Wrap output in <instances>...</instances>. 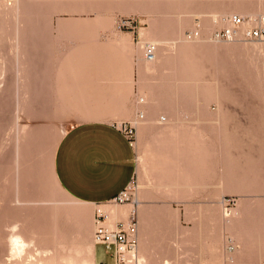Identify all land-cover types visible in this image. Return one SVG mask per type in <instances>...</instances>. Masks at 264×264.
Segmentation results:
<instances>
[{
	"label": "rangeland",
	"instance_id": "obj_1",
	"mask_svg": "<svg viewBox=\"0 0 264 264\" xmlns=\"http://www.w3.org/2000/svg\"><path fill=\"white\" fill-rule=\"evenodd\" d=\"M246 8L245 0H224L207 3L197 18L76 17L69 14L82 9L74 2L0 0V264H60L78 252L111 264L94 242L95 219L98 210L129 205L141 238L150 220L161 242L168 222H185L205 238L208 261L264 264V43L214 39L224 18L249 16ZM121 19L137 34L119 30ZM192 31L199 37L189 40ZM146 43L158 48L151 65L142 56ZM107 49L120 58L110 78ZM64 69L89 72L79 105L59 94ZM87 121L136 130L130 202L87 205L60 186L58 145ZM15 224L34 241L23 254L9 247Z\"/></svg>",
	"mask_w": 264,
	"mask_h": 264
},
{
	"label": "crops",
	"instance_id": "obj_2",
	"mask_svg": "<svg viewBox=\"0 0 264 264\" xmlns=\"http://www.w3.org/2000/svg\"><path fill=\"white\" fill-rule=\"evenodd\" d=\"M46 1L77 3L82 11L69 14L76 17L197 18L206 15L202 12V9L207 3L215 5L218 2L221 4L224 0ZM245 1L249 16H264V0ZM181 3L185 4L186 7H177ZM93 9L102 10L92 11ZM123 38L125 37L120 36V39ZM127 45L130 46L131 44ZM107 50L102 64L105 66L104 70L107 71L106 74H109L110 78L111 71L118 69L120 58L112 56L109 49ZM128 61L131 62L130 59ZM91 63L93 64V62ZM124 65L123 73L127 83L132 80V69L129 63L126 62ZM88 73L85 70L78 73L68 72L66 69L62 70L59 74L58 89L60 90L59 94L63 95L61 98L63 97L65 102H78L77 105H79L80 101L88 95L87 92L81 90L83 87L88 86V83H80V81L89 80L87 79ZM122 95L126 94L122 93ZM72 97L76 100H71ZM115 125L104 121L78 123L66 132L58 145L55 156L56 178L60 186L78 202L92 206L112 202L134 180L136 174L135 147H132L128 138ZM152 225L150 220L149 231L143 234L141 240L139 225V255L144 264H190L191 261L194 264H205L204 261H207V243L204 237L201 238L200 232L196 233L197 229L193 228L192 232L190 227L185 226V222L181 224H175L174 222L169 224L168 222L166 228L167 239L165 242H161L155 237ZM140 243L144 244H142L143 247ZM192 246L193 251L191 252ZM196 250L198 251L196 252Z\"/></svg>",
	"mask_w": 264,
	"mask_h": 264
},
{
	"label": "built area",
	"instance_id": "obj_3",
	"mask_svg": "<svg viewBox=\"0 0 264 264\" xmlns=\"http://www.w3.org/2000/svg\"><path fill=\"white\" fill-rule=\"evenodd\" d=\"M226 26L215 32L214 39L217 41L235 42L245 40L248 42L264 43V16H241L238 14L224 18ZM119 30L129 31L133 35L137 34L138 28L134 22L121 19ZM199 37V31L189 32L187 38L194 40ZM144 59L152 62L157 56V46L146 43L142 46ZM141 113L139 118L144 119ZM128 138L132 147H135V129L128 125H115ZM133 182V181H132ZM131 185L112 202L116 204H126L131 201L129 191ZM107 217L98 211L95 219V231L93 239L97 245L106 248L114 258L115 264H144L139 255V220L136 210L130 214L128 221L118 222L115 228L106 225Z\"/></svg>",
	"mask_w": 264,
	"mask_h": 264
},
{
	"label": "bare ground",
	"instance_id": "obj_4",
	"mask_svg": "<svg viewBox=\"0 0 264 264\" xmlns=\"http://www.w3.org/2000/svg\"><path fill=\"white\" fill-rule=\"evenodd\" d=\"M150 30V29H149ZM146 32V31H145ZM150 33V32H149ZM143 35V37L145 36V33H143L142 34ZM141 35V36H142ZM147 36H148V34H147ZM151 36V35H150ZM158 36V35H157ZM153 37H155V36H153ZM160 37V36H159ZM152 41H153V39H152ZM155 41V40H154ZM159 41V40H158ZM157 42V41H156ZM161 42V41H160ZM162 43V42H161ZM160 45V44H159ZM161 46V45H160ZM162 48V47H161ZM158 49V48H157ZM158 51V50H157ZM162 51V50H161ZM162 53V52H161ZM143 56V55H142ZM144 58V57H143ZM157 60H158V53H157V56H156V59L154 60V61H152V62H148V61H144L146 64H154V63H156L157 62ZM142 102H144L145 103V100H143ZM145 104H147V103H145ZM144 105V104H143ZM120 117V116H119ZM178 122V121H177ZM173 129H174V126L170 123V122H168L167 124H166V132H173ZM158 187V186H157ZM174 187V186H173ZM160 189V188H159ZM163 189V188H162ZM165 189V188H164ZM163 189V190H164ZM161 191V190H160ZM171 191V190H170ZM167 192V191H166ZM166 192H165V194H166ZM105 206V205H104ZM109 207V206H108ZM107 207V208H108ZM98 211H100V210H98ZM101 213H102V211H100ZM134 212V208L132 207V205H129V206H127L126 208H123V209H119V208H116V207H109L108 208V215H106L105 213H104V215L107 217V220H106V225L107 224H109L111 227H113V228H115L116 227V224L118 223V222H120L121 220H125V219H127L126 221H128V218H129V216H130V214L131 213H133ZM141 214V213H140ZM141 216V215H140ZM143 216V215H142ZM122 221V222H123ZM126 221H124V222H126ZM19 229H18V226H17V224H15V226L13 225V227H12V231H11V234H10V237H9V239H8V242H9V247H10V250L13 252V254H23V252H25L27 249L29 250L30 249V247H31V245H34L33 243H34V241L32 242V241H29V242H27V241H25V239L24 238H22V236H20L21 234H19V231H18ZM143 238V237H142ZM141 237H140V240L142 239ZM24 239V240H23ZM143 241V240H142ZM145 241V240H144ZM95 242V241H94ZM143 243H145V242H143ZM142 243V244H143ZM96 244V243H95ZM141 244V243H140ZM141 244V245H142ZM97 245V244H96ZM140 245V246H141ZM144 245V244H143ZM143 245H142V247H143ZM98 246H101V245H98ZM148 246V245H147ZM101 247H103V246H101ZM104 248V247H103ZM140 249V248H139ZM103 252H104V256H108L107 258H111L112 259V261H111V264L113 263V264H115V260H114V258H112L111 257V254L110 253H108L107 251H106V248H104L103 249ZM141 252V251H140ZM49 252H47V251H44L43 253H41L42 255H47ZM89 253H90V251H89ZM83 253H80V252H78L76 255H69L67 258H65V260L63 259V261H62V259L61 258H59L60 260H61V262H63V263H60V264H92V262H91V260L90 261H87V260H83L82 258H83V256H82V258H81V255H82ZM54 255V254H53ZM90 255V254H89ZM39 256V255H38ZM45 256H43V257H45ZM56 256H58V255H56ZM75 256V257H74ZM40 257V256H39ZM43 257H41V258H43ZM48 257V256H47ZM142 257V256H141ZM75 258H78L79 259V263L77 262L76 263V261H74L75 260ZM40 259V258H39ZM45 259H46V257H45ZM49 259V258H48ZM81 259V260H80ZM85 259V258H84ZM142 259V258H141ZM210 259V258H209ZM215 259V258H214ZM213 259V260H214ZM42 260V259H41ZM218 259H216V260H214V261H212V260H210V261H204L205 262V264H215L214 262L215 261H217ZM59 260L57 259V262H58ZM60 262V261H59ZM230 262L232 263V264H235V260H233V259H230ZM219 263H220V261H219ZM39 264V263H38ZM94 264V263H93ZM222 264V263H221Z\"/></svg>",
	"mask_w": 264,
	"mask_h": 264
}]
</instances>
